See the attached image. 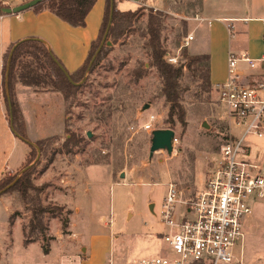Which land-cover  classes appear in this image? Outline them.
Returning <instances> with one entry per match:
<instances>
[{
    "label": "rangeland",
    "instance_id": "1",
    "mask_svg": "<svg viewBox=\"0 0 264 264\" xmlns=\"http://www.w3.org/2000/svg\"><path fill=\"white\" fill-rule=\"evenodd\" d=\"M19 4L0 2L1 6L8 7ZM201 5L203 0H163L160 10L141 7L128 33L115 45L108 46L111 49L93 71L85 73L67 115L64 104L63 129L58 124V108L48 102L42 103L44 108H53L51 113L46 112L45 118L40 117V135L52 134L46 139L54 140L44 145L43 154L37 147L27 166H35L33 184L47 186L39 195L41 202L59 206L63 212L61 216L47 219V237L52 236V240L24 245L22 227L28 223L30 212L17 192L1 196L0 264H87L80 250L84 246L83 239L87 241L90 236L105 231L112 235L110 246L106 248L104 244L102 247L109 249V253L101 255L94 264H107L112 252L119 253L122 249L133 258L158 256L165 245L157 231L167 183L176 184L185 198L200 189L203 173L196 175L197 165L200 163L204 172L211 154L223 143L228 125L222 119L223 108L212 90L206 91L184 71L181 99L186 126L182 129L175 123L170 128L166 122L167 106L160 97L161 80L155 69L149 67L145 47L146 17L149 11L163 13V47L167 53L179 55L181 59L182 42L192 33L191 25L202 11ZM183 22L186 23L184 37ZM206 30L205 24L195 29L190 52L201 43ZM219 31L215 35V51L220 53L225 43ZM220 61L224 62L221 54ZM140 68L146 70V74L135 81L132 72ZM216 69L221 76L224 65L218 64ZM219 83L223 82H216ZM151 115L156 120L155 130L175 132L171 155L166 151L150 155L151 134L143 125ZM233 131L237 132L235 128ZM70 134L81 142L75 146L69 144L65 149L64 142ZM252 144L254 154L261 141L254 139ZM37 150L39 158L36 160ZM55 153L53 162L48 164ZM249 159L252 161L250 156ZM252 162L264 167V158L259 153ZM27 166L24 164L14 173L16 177ZM89 166L98 167L90 169L85 178L83 173ZM64 220H68V224L62 233ZM243 223L242 254L252 257L254 264H264V203L254 205L252 214ZM45 243L50 250L47 255L41 249ZM239 252L240 248H235L234 256H239Z\"/></svg>",
    "mask_w": 264,
    "mask_h": 264
},
{
    "label": "crops",
    "instance_id": "2",
    "mask_svg": "<svg viewBox=\"0 0 264 264\" xmlns=\"http://www.w3.org/2000/svg\"><path fill=\"white\" fill-rule=\"evenodd\" d=\"M27 1L29 0H0L5 5L22 4V2ZM104 5V0L95 1L86 15L84 27H72L48 11L34 13L30 9L19 14L0 15V180L20 170L26 163L29 154L28 146L14 137L6 116L2 95V67L5 51L12 44L21 40L36 38L47 45L66 72L73 73L84 63L91 43L98 37L104 14ZM162 6L163 0H116V8L121 12L134 11L139 7L160 10ZM204 24L208 32L205 33L201 43H198L190 52L188 49L191 42L195 41L194 31L199 25ZM191 29L192 33L190 34L193 39L188 44L187 51L190 55L204 54L209 56V82L213 92L216 82L227 80L229 52L237 55L245 53L255 59L264 54V45L261 39L264 32V0H203L202 11L197 16L196 22L191 25ZM218 31L224 37L225 43V49L220 53L217 50L215 51V35ZM220 54L224 62L220 61ZM218 64L224 65L221 76L217 75L216 68ZM237 71L244 75L249 73L246 65L241 62L237 65ZM14 93L23 119L25 133L30 142L43 140L52 135H40L42 134V131L39 130V127L42 126L40 117L45 118L46 112L51 113L53 108V106L44 108L45 106L42 103L48 102L58 108V124H61L63 129L65 119L64 101L59 93L52 91L36 92L33 88L20 83L15 85ZM252 141L254 139L250 140V158L252 161L258 153L264 158V138L258 140L261 141V146L256 148L254 154ZM215 153L211 154L208 162ZM208 162L204 172L200 163L196 168V175L197 173H203V180ZM93 167L98 166H89L83 173L85 178L88 171ZM76 210L79 211L77 208ZM158 224L157 233L162 237L167 232V227L159 222ZM111 238V233L105 231L90 236L87 241L83 239L84 246L80 250L84 252L83 255L87 264H94L101 255L109 253V249L102 247L105 246L104 244H106V248L110 246ZM243 244H245V239ZM73 252L74 247L71 254ZM167 253V247L164 245L158 251V256ZM127 254L128 252L123 249L119 253L114 251L111 260L114 263L130 264L143 258H151L150 256L133 258ZM252 260V257L247 258L245 253L242 254L241 248L239 256L235 255L234 264H254Z\"/></svg>",
    "mask_w": 264,
    "mask_h": 264
},
{
    "label": "built area",
    "instance_id": "3",
    "mask_svg": "<svg viewBox=\"0 0 264 264\" xmlns=\"http://www.w3.org/2000/svg\"><path fill=\"white\" fill-rule=\"evenodd\" d=\"M192 39L187 35L182 47ZM261 39L264 45V32ZM164 60L180 64L179 55L166 52ZM240 62L249 70L247 75L237 71ZM213 92L228 125L224 141L194 194L185 198L176 184L167 183L160 223L167 227L162 240L168 253L130 264H234V250L244 242L243 222L254 205L264 203V167L249 159L250 140L264 138V54L255 59L229 52L227 80ZM155 121L149 116L143 129L151 134Z\"/></svg>",
    "mask_w": 264,
    "mask_h": 264
},
{
    "label": "trees",
    "instance_id": "4",
    "mask_svg": "<svg viewBox=\"0 0 264 264\" xmlns=\"http://www.w3.org/2000/svg\"><path fill=\"white\" fill-rule=\"evenodd\" d=\"M96 0H42L31 10L34 13L42 11H48L54 14L63 22L72 27H84L85 18L88 12L91 10ZM104 14L102 23L99 29L98 37L91 43L88 55L84 63L73 73L66 72L71 81H69L60 68L57 66V61L61 66L62 64L51 53L47 45L36 38H28L12 44L3 55V67H2V95L6 110V116L14 131V137H20L23 140L29 141L24 129L23 119L15 98V85L20 83L24 86L33 88L36 92L52 91L57 92L62 96L65 104L66 115L73 103L79 89V82L84 77L89 62L97 50L105 29L108 24L111 8V0H104ZM112 19L111 26L108 31L107 41H110L111 45H115L118 40L126 33H128L130 27L134 24L139 17L141 7L134 11L121 12L116 8V0H112ZM1 6V5H0ZM202 6V5H201ZM200 6V10L201 7ZM6 7V6H1ZM8 7V6H7ZM0 15H6L0 12ZM163 13L160 11H149L146 17V50L149 56V67L155 69L158 77L161 80L160 97L163 98L164 103L167 106V118L166 122L172 128L175 123H178L181 128L185 129V109L182 105V93L181 79L185 76V72L194 81H199L200 85L208 92H210L211 86L209 82V56L208 55H190L185 47L180 50V64L173 66L168 64L164 60L166 50L163 47L161 33L163 29ZM183 35L186 34V23L183 22ZM13 52L9 61L7 69V62L10 54V50L13 48ZM111 47L104 46L100 53L95 58L91 65L89 72L93 71L95 66L103 58V56L109 52ZM63 68V66H62ZM64 69V68H63ZM7 73V86L9 92V102L5 93V80ZM146 74V70L142 68L134 70L132 72L135 81L140 80ZM68 133V132H67ZM18 139V138H17ZM54 140L53 138L43 139L33 142L36 147H39L43 154L44 145ZM81 140L70 134L65 139L64 148L67 145H78ZM24 143V142H23ZM27 145V144H26ZM30 149L29 158L25 165H29L32 162L31 154L35 152L34 146L27 145ZM53 154L48 160V164H51L54 160ZM35 166L29 168L20 175L18 180L12 187L6 190L0 195L4 196L7 193L17 192L30 212V218L28 223L22 227L23 244L29 245L35 241L42 240L48 242L52 240V237H47L48 225L47 219L56 218L61 216L63 208L52 204H43L39 198V195L46 189V185L36 186L33 184L32 175L34 174ZM16 178V174L13 176L4 177L0 180V191L6 186L11 184ZM30 193L35 196L32 197ZM10 226L12 223H9ZM68 220L62 221V233H65ZM44 255L49 253V245L45 243L41 247Z\"/></svg>",
    "mask_w": 264,
    "mask_h": 264
},
{
    "label": "water",
    "instance_id": "5",
    "mask_svg": "<svg viewBox=\"0 0 264 264\" xmlns=\"http://www.w3.org/2000/svg\"><path fill=\"white\" fill-rule=\"evenodd\" d=\"M42 0H29L27 2H24L22 4L13 6V7H1L0 6V12L6 15H10V14H19L22 13L24 11L30 10L32 9L34 6H36L39 2H41ZM112 3L113 1L111 0V8H110V16H109V20H108V24L107 27L105 29L103 38L97 48V50L95 51L94 55L92 56L87 71L86 73L89 72V69L91 67V65L93 64L95 58L97 57V55L100 53L101 49L104 46H111V43L109 41H107V35H108V31L109 28L111 26V19H112ZM15 47H13L10 50V54H9V58H8V62H7V69L9 66V61L12 55V52L14 50ZM55 63L57 64V66L60 68V70L63 72V74L66 76V78L71 81L69 75L65 72V70L62 68V66L55 61ZM79 85V84H76ZM5 93L9 102V92H8V86H7V73H6V80H5ZM148 106H145V108H147ZM10 125H11V130L12 133L14 135V131L12 129V124H11V119H10ZM89 136V135H88ZM175 137V132L172 129H157L151 132V145H150V149H149V153L150 155L154 154L157 151H166L168 155L172 154L173 151V147H172V140ZM20 141L24 142L25 144L29 145V146H34L36 149V145L30 141L27 140H23L20 137H17ZM38 151V150H37ZM39 158V151H38V156L36 158V160ZM30 168V166H27L26 168L22 169L20 171V173L18 174V176L16 177V179L9 184L8 186H6L3 190L0 191V195L2 193H4L6 190H8L10 187H12L14 185V183L18 180V178L20 177V175L22 173H24L26 170H28Z\"/></svg>",
    "mask_w": 264,
    "mask_h": 264
}]
</instances>
